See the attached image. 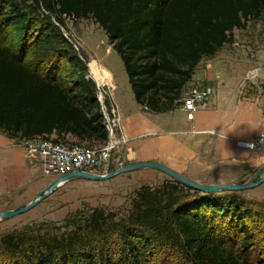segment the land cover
Returning a JSON list of instances; mask_svg holds the SVG:
<instances>
[{
    "label": "trees",
    "instance_id": "obj_1",
    "mask_svg": "<svg viewBox=\"0 0 264 264\" xmlns=\"http://www.w3.org/2000/svg\"><path fill=\"white\" fill-rule=\"evenodd\" d=\"M261 16L264 0H0V130L21 140H109L88 66L64 34L67 17L94 18L137 102L165 112L177 107L200 61ZM199 193L173 179L144 184L121 222L96 207L70 232L9 233L1 243L11 264H149L156 245L195 264H243L237 232L261 212L236 194ZM217 221L224 232L215 236Z\"/></svg>",
    "mask_w": 264,
    "mask_h": 264
},
{
    "label": "crops",
    "instance_id": "obj_2",
    "mask_svg": "<svg viewBox=\"0 0 264 264\" xmlns=\"http://www.w3.org/2000/svg\"><path fill=\"white\" fill-rule=\"evenodd\" d=\"M247 44L243 54L229 52L224 45L200 61L191 83L203 80L213 86L214 94L207 107L194 113L179 104L156 112L136 98L126 102L115 92L116 84L111 96L116 114L112 164L117 168L130 162L157 161L207 184L250 179L264 165V151L237 141L264 133V49L253 45L254 38ZM6 135L0 134V209L34 197L57 178L39 157L27 154L21 139ZM160 173L164 175L145 168L106 180L76 177L62 185H69L74 193L67 201L85 198L107 205L118 199V185L129 180L156 182L164 179ZM257 189L264 193V182Z\"/></svg>",
    "mask_w": 264,
    "mask_h": 264
},
{
    "label": "rangeland",
    "instance_id": "obj_3",
    "mask_svg": "<svg viewBox=\"0 0 264 264\" xmlns=\"http://www.w3.org/2000/svg\"><path fill=\"white\" fill-rule=\"evenodd\" d=\"M63 31L65 36L74 43L76 53L88 66V77L92 80L97 90V95L102 103L105 123L107 126L110 124L115 126L116 114L111 106V96L114 92L115 85L117 84L115 92L119 94L123 100L126 102H133V99L135 100L129 76L121 56L113 49V44L109 40L106 31L94 20V18L73 19L67 17L66 28L63 27ZM253 38V45L255 47L257 46V48L261 47L264 49V16L253 18L248 21L246 28L236 30L233 35V41L225 44L224 49H227L229 52L233 51L234 53L243 54L245 49L248 48L249 44L247 43L251 42ZM197 74L198 72L195 70L192 78L196 77ZM191 82L192 81L187 84V87L192 85ZM0 134L6 135L7 133L0 130ZM52 137L55 138L56 135L53 134ZM66 138L69 142L85 143L88 145H96L97 147L103 146L109 141L105 143L96 141L94 144H91L89 142L79 141L77 138ZM114 150L115 148L112 151V157L107 172L120 167L116 168V166L112 164ZM47 171L51 173L52 177H58L60 175L55 170ZM162 176H164V179H158L156 182L155 180L152 182L129 180L118 185V199H116V202L107 205H102L101 202L97 203L90 199L86 200L85 198L67 201L74 193L71 192L69 185H61L31 210L9 219L0 218V264H11L12 262L10 255L4 251L1 243V238L6 234L27 232L35 235L50 232L54 235L70 232L71 230H75L78 225L83 224L84 217L88 216L92 209L96 207L105 208L114 212L116 214L115 220L121 222L133 211L134 201L138 199V190L142 185L158 186L166 180L173 179L165 173ZM79 190L84 191L82 188H79ZM202 193L203 192L199 194ZM213 193L236 194L239 198L253 206L258 212H261L260 214L262 216L255 215L249 218L245 232L238 231L236 235V239L243 241L241 246L238 247L240 257L243 259V264H257V261L264 258V193L260 192L257 186L239 191H221ZM38 194L39 193L25 201H13L8 208L0 210L4 211L23 207L32 201ZM213 227L215 229L213 232L215 236L224 232L222 230L224 225L218 221L213 224ZM112 239L115 242L118 241L117 248H120L121 242L119 235H114ZM156 246L153 249L154 254L152 255V262L150 261L149 264H195L188 261L187 257L181 252L169 250L160 245ZM118 253L119 252H117V255Z\"/></svg>",
    "mask_w": 264,
    "mask_h": 264
},
{
    "label": "built area",
    "instance_id": "obj_4",
    "mask_svg": "<svg viewBox=\"0 0 264 264\" xmlns=\"http://www.w3.org/2000/svg\"><path fill=\"white\" fill-rule=\"evenodd\" d=\"M213 94V86L200 80L188 87L186 85L178 102L185 111L194 113L207 107ZM107 127L110 139L107 144L100 147L85 143L56 141L52 136L22 139V143L29 155L38 156L47 170H55L60 175L79 170L105 174L109 169L112 151L115 148L112 141L114 126L110 124ZM237 142L255 151H264V133H259L250 140Z\"/></svg>",
    "mask_w": 264,
    "mask_h": 264
},
{
    "label": "water",
    "instance_id": "obj_5",
    "mask_svg": "<svg viewBox=\"0 0 264 264\" xmlns=\"http://www.w3.org/2000/svg\"><path fill=\"white\" fill-rule=\"evenodd\" d=\"M145 168H152L162 171L165 174L169 175L171 178L178 180L182 184L186 185L187 187H190L194 190H198L203 193L245 190L259 186L264 182V165L261 166V168H259V170L255 172V174L250 179L242 183L233 182V183H223V184H207L194 180L186 176L185 174L178 172L164 165L163 163L157 161H137V162H130L127 164H123L119 168L112 170L110 172H106L105 174L89 173L86 171L79 170V171H72L66 174L59 175L45 189L41 190L39 194L27 205L16 209H9L4 211L0 210V218L9 219L31 210L36 205H38L42 200L48 197L51 193H53L58 187H60L62 184H64L66 181L72 178L78 177L88 180H106L124 172H130Z\"/></svg>",
    "mask_w": 264,
    "mask_h": 264
},
{
    "label": "bare ground",
    "instance_id": "obj_6",
    "mask_svg": "<svg viewBox=\"0 0 264 264\" xmlns=\"http://www.w3.org/2000/svg\"><path fill=\"white\" fill-rule=\"evenodd\" d=\"M95 78V77H94ZM96 80V79H95ZM100 86V85H99ZM102 96H103V94H102Z\"/></svg>",
    "mask_w": 264,
    "mask_h": 264
}]
</instances>
